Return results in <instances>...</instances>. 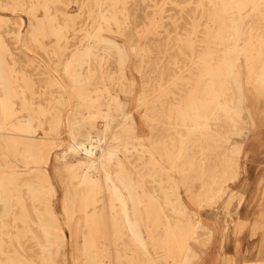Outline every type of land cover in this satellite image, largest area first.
<instances>
[{"label": "bare ground", "instance_id": "6f19581e", "mask_svg": "<svg viewBox=\"0 0 264 264\" xmlns=\"http://www.w3.org/2000/svg\"><path fill=\"white\" fill-rule=\"evenodd\" d=\"M0 11V264H200L216 245L220 264H264L224 253L244 233L264 253V188L240 190L264 136V0ZM30 54L45 72L21 69L40 67ZM220 204L210 226L201 212Z\"/></svg>", "mask_w": 264, "mask_h": 264}, {"label": "rangeland", "instance_id": "374dc122", "mask_svg": "<svg viewBox=\"0 0 264 264\" xmlns=\"http://www.w3.org/2000/svg\"><path fill=\"white\" fill-rule=\"evenodd\" d=\"M0 15H5V16H12L11 12H4V11H0ZM13 15H16L13 14ZM41 15V14H40ZM39 15V16H40ZM21 18L24 20L23 23V32L25 33L26 29H27V25H28V19L22 14H20ZM17 30V27L16 26H12L10 25L8 27V31H16ZM12 38L11 37H8L7 40L9 42H11ZM55 39L54 38H51V45L50 47L55 49ZM79 39H75L73 41L70 42V46H71V49L74 47V44L78 42ZM30 57L33 59H35L33 61V64L34 65H40V67H36V68H31L30 67V63L26 60H22L21 58L19 59L20 61V66H21V69L22 70H25L26 72H45L47 69H46V63L43 62V58H38L37 55L35 54H30ZM38 59L39 62H37L36 60ZM25 63V64H24ZM140 83V81H139ZM138 91V89H137ZM136 91V92H137ZM134 109H135V105L134 104H131L129 107H128V110L132 111L134 113V118L137 122V125H138V129H139V133L140 134H147V129L145 128L144 124L142 123L139 115L137 113L134 112ZM65 137H67L68 135L65 133L64 134ZM63 137V136H62ZM252 148V153L249 154V158H248V167H247V173L245 175V178H243V180L241 181L240 185H242V188L243 189H240L241 191H244L245 193H248L250 197H253L255 194H260L261 191L263 190L264 188V136H261L260 139H258V142L256 144H251L250 145V149ZM249 149V150H250ZM51 173V176L53 178V181L58 185V191H59V195H58V201H57V205L59 208H61V205H60V198H61V195H62V190L61 188L59 187V184L57 182V179L55 178L54 174L52 173V169L50 171ZM238 187V186H237ZM257 206H258V201L253 203L252 204V201H246V204H244L242 210H240V213H242V217H245V218H254L256 216L255 212L257 210ZM221 207V204L220 206H218L217 208H214V209H211L209 211H211V214L209 216H206L207 214H205L208 210L204 209L202 212H201V215H202V219L205 220L206 223L210 224V226H214L217 221L220 222V224L223 222V216L220 215V218H218L216 215L219 213V211L221 210L220 209ZM219 209V210H218ZM208 211V212H209ZM222 226V225H221ZM66 234L68 237H70V234L68 231H66ZM248 234V233H247ZM249 239V243L248 245H255L258 243V240L259 238H256V239H253V238H248ZM251 239V240H250ZM262 247L264 248V244L262 245ZM261 248V247H259ZM259 251V250H258ZM72 254V250L69 249L68 251V255L70 256ZM259 255V253H257L256 256H253L252 258L249 257L248 259H260V260H264V253L261 254L260 257H257ZM70 264H72V262L70 261Z\"/></svg>", "mask_w": 264, "mask_h": 264}, {"label": "crops", "instance_id": "0c3cea01", "mask_svg": "<svg viewBox=\"0 0 264 264\" xmlns=\"http://www.w3.org/2000/svg\"><path fill=\"white\" fill-rule=\"evenodd\" d=\"M218 238H220L221 235H217ZM216 236V237H217ZM233 235L229 234V240H227L224 248V253L232 254L238 257V261L242 262L245 260H248L249 257H253L257 255V251L260 249L258 246V243L256 246L254 245H248L249 241V234L244 233L239 235V239H241V245L236 249V245L234 243V239H232ZM256 239V238H255ZM216 240V239H215ZM251 240V239H250ZM218 245H216L214 248L209 251L200 264H220L218 261V257L220 256ZM255 252V253H254ZM252 260V259H251Z\"/></svg>", "mask_w": 264, "mask_h": 264}]
</instances>
